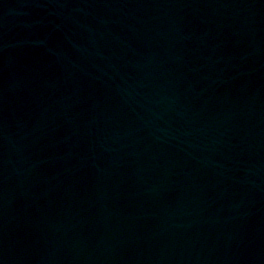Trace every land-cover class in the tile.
<instances>
[{"label":"water","instance_id":"obj_1","mask_svg":"<svg viewBox=\"0 0 264 264\" xmlns=\"http://www.w3.org/2000/svg\"><path fill=\"white\" fill-rule=\"evenodd\" d=\"M114 264H264V0H99Z\"/></svg>","mask_w":264,"mask_h":264}]
</instances>
